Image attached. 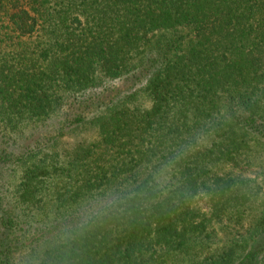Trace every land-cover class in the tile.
Masks as SVG:
<instances>
[{
    "label": "trees",
    "instance_id": "1",
    "mask_svg": "<svg viewBox=\"0 0 264 264\" xmlns=\"http://www.w3.org/2000/svg\"><path fill=\"white\" fill-rule=\"evenodd\" d=\"M65 255L264 264V0H0V264Z\"/></svg>",
    "mask_w": 264,
    "mask_h": 264
},
{
    "label": "clouds",
    "instance_id": "2",
    "mask_svg": "<svg viewBox=\"0 0 264 264\" xmlns=\"http://www.w3.org/2000/svg\"><path fill=\"white\" fill-rule=\"evenodd\" d=\"M64 264H68V256L67 255L64 256Z\"/></svg>",
    "mask_w": 264,
    "mask_h": 264
},
{
    "label": "rangeland",
    "instance_id": "3",
    "mask_svg": "<svg viewBox=\"0 0 264 264\" xmlns=\"http://www.w3.org/2000/svg\"><path fill=\"white\" fill-rule=\"evenodd\" d=\"M249 173V172H248ZM250 174H253V173H250Z\"/></svg>",
    "mask_w": 264,
    "mask_h": 264
}]
</instances>
